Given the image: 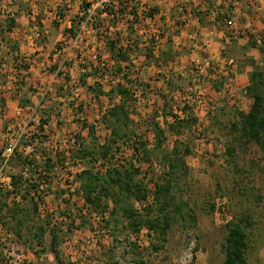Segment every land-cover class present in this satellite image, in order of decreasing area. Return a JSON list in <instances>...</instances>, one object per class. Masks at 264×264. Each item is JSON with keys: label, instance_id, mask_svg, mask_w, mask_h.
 <instances>
[{"label": "rangeland", "instance_id": "rangeland-1", "mask_svg": "<svg viewBox=\"0 0 264 264\" xmlns=\"http://www.w3.org/2000/svg\"><path fill=\"white\" fill-rule=\"evenodd\" d=\"M73 1L0 0V148L7 124L14 126L19 107L25 116L34 112L36 119L48 121L43 131H38L36 153L43 149L51 157L61 155V159L53 157L56 165L48 187H43L37 213L32 211L29 198L21 202L28 214L20 228L22 238L15 237L12 221L0 222V264H223L226 225L242 215L250 216L251 222L245 229L249 242L247 263L264 264V150L247 144L244 152L236 151L234 159L226 153L233 140L230 124L252 105L237 76L243 75L250 82L254 70H264V45L259 48L249 44L252 41L244 29L248 23L261 28L264 0H234L238 9L235 24L243 33L228 43L224 38L217 39L222 49L213 52L207 47L206 24L198 35L196 25L181 23L182 18L173 20L178 16L174 0H131L141 14L138 23L121 16L115 2L117 20L96 16L95 24H86L82 40L75 43L64 31L79 26L82 20L78 13L89 5V0L81 4ZM185 4L194 8L190 0ZM153 9L157 13L142 20ZM220 17H232L229 4H225ZM8 19L15 21L11 31H6ZM217 30L225 32L221 20ZM105 37L116 40L117 49L128 46L130 92L135 94L131 141L120 142L121 150L112 163L131 159L133 145L139 139L147 141L152 149L154 124L165 132L161 151L154 153L150 165L141 166L144 185L150 191L147 201L128 202L140 218L146 217L144 209L153 202L154 182L159 181L162 172H168L167 161L177 158L180 177L173 201L187 203L183 212L191 218H181L171 211L173 220L165 241L145 228L138 234L129 233L128 221L121 217L125 204L118 202L116 191L110 190L104 213L85 206L76 193L75 177L86 168L96 172L100 167L96 161L68 159L67 150L73 148L76 136L89 149L97 147L96 140L101 144L109 134L101 118L113 104L107 96L96 100L87 86L100 85L108 92L122 81L114 73V61L104 47ZM37 48L40 51H35ZM195 60L202 64L199 73ZM98 64L102 69H94ZM185 106L188 108L184 110ZM180 118L196 122L181 133L170 129ZM84 120L94 127L92 138L82 128ZM34 130L23 129L22 125L15 128L16 133L24 135L34 134ZM24 141L29 143L28 139ZM33 148L21 146L26 154ZM185 148L189 149L188 155L182 154ZM174 149L179 151L176 155ZM164 154L169 157L167 161ZM20 171L21 163L14 158L5 175ZM112 199L119 205L114 217L109 214ZM54 225L59 230L55 245L50 233ZM39 227L45 230L40 240L36 239Z\"/></svg>", "mask_w": 264, "mask_h": 264}, {"label": "trees", "instance_id": "trees-1", "mask_svg": "<svg viewBox=\"0 0 264 264\" xmlns=\"http://www.w3.org/2000/svg\"><path fill=\"white\" fill-rule=\"evenodd\" d=\"M114 2V1H112ZM118 3L117 10L121 16H125L127 21L129 18L138 23L140 17L139 9L134 5H131V0H116ZM84 10L88 8V5L82 7ZM114 5L109 4L105 8V12L111 15L113 20H117L116 12L113 11ZM229 10H232L229 5ZM157 13V9L149 10V13L143 16L146 18H151L152 15ZM100 14V13H99ZM61 15V14H60ZM127 15V16H126ZM229 18V17H227ZM132 20V21H133ZM112 21V20H110ZM109 21V23H111ZM14 20L8 19L6 23V31H11L14 27ZM255 32L261 37L262 44L256 46L254 44L253 35L248 33L249 39L252 41V46L263 47L264 45V21L261 22V28L257 29L252 26ZM75 26H72L64 32L70 33L71 37L75 36ZM104 47L111 55V59L114 61V73L116 76L120 75L122 81L118 82L115 86H112L108 92L102 90V86H87V91L89 94H93L96 100L101 97L107 96L110 102L113 104L105 111L101 118V122L105 125L106 129L109 131L108 136L100 144L96 140V148L89 149L82 142L83 140L76 136L74 140V146L72 149L67 150L69 152V158L81 162L84 159L89 161H96L99 164V170L93 172L90 169L82 170L76 177L75 181L78 182V188L76 193L80 196L81 200L85 206L89 207L98 213H104L108 210V204L106 203L108 197L110 196V190L116 191L118 196V202H124L125 206L121 208V217H124L128 221V227L130 229V234H138L142 228H145L151 233L157 234L161 241H165L167 231L171 227L173 217L170 216L172 211L175 215L183 218L187 213L183 212V207H188L187 203L180 202L179 204H174V187L177 185L178 175L177 169L179 166L175 163L177 160H168V156H164V160L167 161L168 172H162L158 177L159 181L154 182V188L152 191L153 202L150 207H145L146 217L144 219L138 216L137 211L133 209L131 205L128 204L130 200H134L138 203H144L147 201L150 191L144 185L142 174L143 165H150L152 157L155 152L161 151L163 147V141L165 137V132L158 127L157 124L153 125V131L155 136V141L152 149H149V144L147 141L139 139L133 145L132 157L131 159H123L122 164H113L112 159L121 150L120 142L128 143L131 141L129 135V127L133 122L134 113L131 110L134 95L130 92V80L128 76V71L131 67V61L129 53L126 51L128 46H120L117 49L116 40L112 38L105 37ZM17 49V48H16ZM263 51V50H262ZM167 57L171 62L173 58ZM100 64L94 69H102ZM66 79H69L68 77ZM83 85L86 83L83 81ZM244 94L252 100V105L249 107L248 112L239 114V120L232 122L230 124V136L232 141L230 146L226 149V153L231 159H234L236 151L239 149L241 152L245 151V146L247 144H253L258 148L264 150V70L258 71L254 70L251 74L249 85L245 87ZM188 108L185 106L183 109ZM40 130L43 131L44 126H46L48 121L40 118L39 119ZM196 122V119L180 118L175 122L176 124L170 125L169 128L176 130V132L182 129L188 128ZM82 128L87 130L89 136L92 138L94 135V127L87 123L85 120L82 122ZM127 129V130H126ZM125 130V132L123 131ZM182 132V131H181ZM179 132V133H181ZM177 133V134H179ZM97 139V138H96ZM79 140V141H78ZM29 143L23 140L22 145L25 148L32 147L39 144L38 134H34L28 139ZM242 141H244L242 143ZM33 148L29 154H24L18 152L11 159L15 158L21 163V171L19 174L10 175L11 190H6L0 187V222L5 224V221H12L15 226L14 235L15 237H21L20 228L24 225L28 214L26 209L21 208V202L25 200V197L29 198L32 202V211L37 213L39 209V203H41L44 195L43 189L40 186L48 187L49 178L53 167L56 165L53 157L61 159L60 153H55L52 157L46 155L45 150H40L38 147ZM176 155L179 151L174 149ZM183 155L189 154V149L185 148L183 150ZM178 157V155L176 156ZM42 161V165L38 163ZM10 162V164H11ZM39 163V164H41ZM10 167V165H9ZM40 167V168H39ZM143 176V177H142ZM121 197V199H120ZM116 199H112L113 207L109 212L112 217L117 216L119 211V205H117ZM213 209V205L210 206ZM157 212L156 216L149 218L150 214ZM64 215V214H62ZM27 216V217H25ZM191 218L189 215L187 216ZM248 215H242L240 217H235L234 220L230 221L227 225V236L225 238V243L222 245V251L224 253L223 264H248L246 253L249 249L248 235L245 231L246 227L251 226ZM8 224V223H7ZM0 226H2L0 224ZM50 233L53 234L52 244H56V234L58 226H52ZM57 230V231H56ZM7 231V230H6ZM10 232V231H9ZM45 230L39 227L38 233L36 234V239H42ZM114 241L115 240L114 238ZM42 242L39 241V244ZM136 264H142L138 262Z\"/></svg>", "mask_w": 264, "mask_h": 264}, {"label": "built area", "instance_id": "built-area-1", "mask_svg": "<svg viewBox=\"0 0 264 264\" xmlns=\"http://www.w3.org/2000/svg\"><path fill=\"white\" fill-rule=\"evenodd\" d=\"M72 1L73 0H65V2H72ZM115 1L116 0H89L88 1L89 2V5L87 4L88 8L86 10L83 9L82 11L78 13V16L80 17L82 21L79 23V26L75 30V36L73 37L75 43L82 40V34L86 28V24H89V25H91L90 23L95 24L97 20L96 16L103 15L104 17L112 20L111 15H108L104 10L110 3L114 5ZM233 2L234 0H227V3H226L232 7V10H231L232 17L225 18L222 21V24L225 27V32H223V37L226 40H231V39H236L238 37H241L243 33L242 29L238 28L235 24V20L238 16V9L235 8V6L233 5ZM127 18H130V17L127 16ZM245 30L248 31L249 34L253 35L252 41L254 42L256 46H260L262 44L261 37L255 32L251 24H248L245 27ZM96 58L97 56L94 55L93 59H96ZM194 66L196 68V72L199 73L202 71V64L199 60L194 61ZM191 91L192 89H190V92ZM192 102L190 101L188 102V104ZM24 114L25 113H24L23 108H19V107L16 108V111L14 114V121H15L14 126L7 124L6 134L3 136V144L0 148V187L6 190H11L10 176L5 175L9 168L11 159L18 152H22L26 154L25 152L26 149L21 150V146H23L22 145L23 140H27L34 134H38V131H39L40 122H39V119L35 118L34 112L30 113L28 116H25ZM21 125L23 126V129L34 128L35 129L34 134H32L33 132H28L25 135L16 133L15 128L20 129ZM35 144L36 143H34L33 145ZM30 152H28L27 154H29ZM43 187H44L43 185L40 186V189H43Z\"/></svg>", "mask_w": 264, "mask_h": 264}, {"label": "crops", "instance_id": "crops-1", "mask_svg": "<svg viewBox=\"0 0 264 264\" xmlns=\"http://www.w3.org/2000/svg\"><path fill=\"white\" fill-rule=\"evenodd\" d=\"M82 1H84V0H75L73 2H79V4H81ZM185 1L188 2L189 0H177V1L174 0L175 6L173 5V9H174V11L177 10L178 16L173 18V20H177V19L179 20L180 18H182L181 23L185 22V24L193 25V27H195V25H196L197 26L196 27V31H197L196 33H198V35L200 34V32H198V31H204V29H206L204 27V24H206V26H208L207 31L209 32L208 35H205L209 38V40L207 42V47L212 52L214 51V49L221 50L222 48L216 42V40L217 39H223L224 37H223V33L220 30H217V27L220 23V20H221V23L223 21V19H221V17H220V14H222V9L225 7L227 0H208L207 2H201V0H190V2L194 3L193 9L192 8L189 9L188 6H186ZM16 5H17V9L19 10L18 4H16ZM189 6H191V4ZM165 8L168 9L167 6H165ZM160 11H162V10H160ZM181 12H182V14H181ZM20 14H21V12H20ZM162 15H164V14H162ZM261 16H262V19H264V14ZM163 20H165V19L163 18ZM248 24H246V26ZM224 42L228 43L226 39H224ZM245 48H247V47H245ZM20 49H22V46H20ZM40 49L41 48H37L35 51H40ZM252 54H255V52L252 51ZM237 77H238V81L242 80V84L244 83L243 84L244 87L249 85V82L247 80H244L245 78H243V75H239ZM234 80H237V79L235 78Z\"/></svg>", "mask_w": 264, "mask_h": 264}]
</instances>
